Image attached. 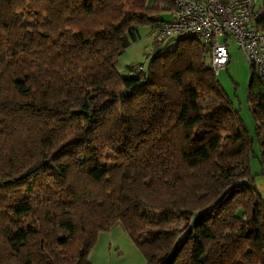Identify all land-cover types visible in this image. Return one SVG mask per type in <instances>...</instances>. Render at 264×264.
Instances as JSON below:
<instances>
[{"label": "trees", "instance_id": "trees-1", "mask_svg": "<svg viewBox=\"0 0 264 264\" xmlns=\"http://www.w3.org/2000/svg\"><path fill=\"white\" fill-rule=\"evenodd\" d=\"M174 9L0 0V264H91L118 224L145 264H264L257 74L252 134L197 37L156 36L146 69L116 66L139 26L160 29Z\"/></svg>", "mask_w": 264, "mask_h": 264}, {"label": "built area", "instance_id": "built-area-1", "mask_svg": "<svg viewBox=\"0 0 264 264\" xmlns=\"http://www.w3.org/2000/svg\"><path fill=\"white\" fill-rule=\"evenodd\" d=\"M258 0H174L172 17L165 20L160 39L189 34L210 48L208 62L217 72L227 68L231 54L229 40L242 49L264 84V32L254 23Z\"/></svg>", "mask_w": 264, "mask_h": 264}, {"label": "rangeland", "instance_id": "rangeland-1", "mask_svg": "<svg viewBox=\"0 0 264 264\" xmlns=\"http://www.w3.org/2000/svg\"><path fill=\"white\" fill-rule=\"evenodd\" d=\"M259 5L264 6V0H259ZM161 16L167 20L172 17V13L163 10L161 11ZM138 30L139 34L137 38L129 36L130 45L116 63L118 70L124 75L133 73L130 68L133 65L141 64L146 69L149 65L150 54L155 49V37L158 36L159 29H154L153 25H143L139 26ZM228 44L232 61L228 65V68L219 69L217 76L233 100L235 107L240 110L241 116L247 123L250 132L254 134L255 121L250 110L247 92L252 66L234 39H230ZM256 150L259 153L258 146H256ZM251 168L253 175L256 177L258 188L264 197V177L257 175L261 172V163L258 158H252Z\"/></svg>", "mask_w": 264, "mask_h": 264}, {"label": "crops", "instance_id": "crops-1", "mask_svg": "<svg viewBox=\"0 0 264 264\" xmlns=\"http://www.w3.org/2000/svg\"><path fill=\"white\" fill-rule=\"evenodd\" d=\"M261 6L262 5H259L258 0L256 11H258ZM231 61L232 58H230V62ZM252 72L253 69H251L250 72L251 76ZM89 261L91 264L146 263L143 254L133 242L127 231L120 224L116 225L109 231L99 233L97 242L89 254Z\"/></svg>", "mask_w": 264, "mask_h": 264}]
</instances>
